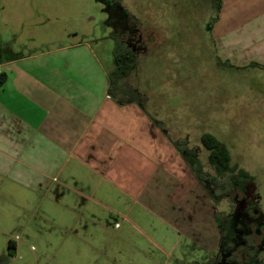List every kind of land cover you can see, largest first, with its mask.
<instances>
[{"label":"rangeland","instance_id":"374dc122","mask_svg":"<svg viewBox=\"0 0 264 264\" xmlns=\"http://www.w3.org/2000/svg\"><path fill=\"white\" fill-rule=\"evenodd\" d=\"M215 1L0 0L1 60L87 43L109 73L115 67L109 36L132 25L127 14L138 20L142 40L152 44L144 43L130 83L168 139L135 148L118 179L73 170L68 187L80 184L84 196L69 190L40 198L32 213L13 198L5 203L0 264H243L245 239L256 242L259 231L242 217L246 195L207 190L184 167L213 172L200 139L214 136L255 178L264 213V69L234 68L216 58L209 32ZM147 156L150 163L142 160Z\"/></svg>","mask_w":264,"mask_h":264},{"label":"crops","instance_id":"0c3cea01","mask_svg":"<svg viewBox=\"0 0 264 264\" xmlns=\"http://www.w3.org/2000/svg\"><path fill=\"white\" fill-rule=\"evenodd\" d=\"M221 3L209 31L216 58L234 68L264 69V0ZM0 72L8 77L0 93V212L12 198L32 213L40 198L62 197L69 190L84 196L80 184L68 187L73 170L88 168L91 179H118L120 168L134 160L135 148L168 142L146 110L136 103L121 106L109 94L112 71L87 43L12 54L0 59ZM142 160L151 162L148 156ZM197 182L193 190L202 213ZM10 242L14 255L17 244Z\"/></svg>","mask_w":264,"mask_h":264},{"label":"trees","instance_id":"16d2710c","mask_svg":"<svg viewBox=\"0 0 264 264\" xmlns=\"http://www.w3.org/2000/svg\"><path fill=\"white\" fill-rule=\"evenodd\" d=\"M97 1L102 2V0ZM110 1H115L121 4L124 0ZM215 3L217 9L216 16L213 18L212 24L218 20L222 7L221 0H216ZM119 7L122 10V6L119 5ZM126 19L131 21L132 25L109 36V38L113 39L115 42V67L109 74L110 88L108 92L121 106L136 103L143 110H145L142 104L143 98L141 94L139 93L137 87L132 85L130 82L133 75L137 71L138 59L142 55V51L144 49L143 45L147 43L145 40H142L143 36L140 22L133 19L130 14L126 15ZM7 79V74L0 72V93L6 84ZM200 140L203 144V149L208 154L207 162L213 172L205 171L202 164H199L202 167V170L200 169V171L196 168L197 166H195V168L191 166V169L197 179L204 187L207 188V190H209V188L213 190L216 188L220 194H225L235 189L244 192L247 197L248 204L243 209L244 215L242 217L248 219L247 221L251 220L254 222L256 219L258 221V217L261 215L256 217H254V215L257 213L259 214L261 210L259 209L260 196L258 194L257 187L255 186V178L245 170L239 168V166L233 162L229 148L225 144L218 141L214 136L203 135ZM207 180L211 183V186L206 185ZM250 242L251 241L248 240L247 246L252 245ZM10 249H13L11 244ZM253 255L254 250H252L248 255L250 256V259L252 258V260H247L248 263L250 262L251 264H255L253 261Z\"/></svg>","mask_w":264,"mask_h":264},{"label":"flooded vegetation","instance_id":"af4514ba","mask_svg":"<svg viewBox=\"0 0 264 264\" xmlns=\"http://www.w3.org/2000/svg\"><path fill=\"white\" fill-rule=\"evenodd\" d=\"M259 215H261V216L258 217V221H259V219H262V221L258 222L257 219H256L254 221V223L258 226V230H259V231H257V233L255 232L256 237H257V234H258L257 238H260V239H257L255 237V239H256V242H255V240L253 239V237H251V235L248 236V238L245 239V242H244L245 245H248L247 244L248 240L251 241L250 243L252 245L248 246L249 249H247L248 251L245 254V258L243 260V264H251L250 262L248 263L247 260H252V258L250 259V256H248L249 253L252 250H254L253 261H254L255 264H261L264 261V213H262V210L260 211ZM252 246H254V247H252Z\"/></svg>","mask_w":264,"mask_h":264}]
</instances>
